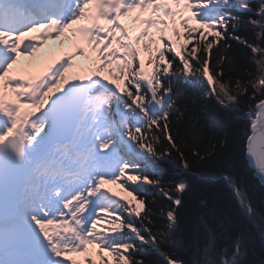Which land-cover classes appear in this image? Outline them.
<instances>
[{"label":"snow or ice","instance_id":"obj_1","mask_svg":"<svg viewBox=\"0 0 264 264\" xmlns=\"http://www.w3.org/2000/svg\"><path fill=\"white\" fill-rule=\"evenodd\" d=\"M125 19L140 26L135 35ZM242 25L259 43L239 34ZM49 41L59 53L37 57ZM231 41L261 70L234 85L224 79L226 65L236 71ZM177 82H203L234 108L251 87L245 149L264 180V0H0V264H145L149 253L162 258L153 264H186L164 250L168 237L148 226L152 212L140 197L148 185L171 205L183 203L185 181L165 191L148 174L161 173L171 155L156 149L161 132L191 168L171 134ZM220 179L255 219L241 179L229 171ZM118 182L125 195L117 199L105 186ZM166 217L174 230L176 209ZM200 222L205 235L189 242V264H253L243 232L204 214ZM259 229L264 240V217Z\"/></svg>","mask_w":264,"mask_h":264},{"label":"trees","instance_id":"obj_2","mask_svg":"<svg viewBox=\"0 0 264 264\" xmlns=\"http://www.w3.org/2000/svg\"><path fill=\"white\" fill-rule=\"evenodd\" d=\"M254 5L259 0H252ZM232 15H241L236 10H230ZM247 19V17H242ZM239 34L247 38L249 43L259 41L255 38V32L250 25H242ZM212 37H209L211 40ZM232 44L231 56L236 71H229L228 66L224 68V79L232 78L234 85L237 76L242 80H248V72L253 77L259 75L260 69L255 64V58L249 49L238 45L235 41ZM192 45H188L190 48ZM214 45L212 50V63L218 58ZM213 72L215 68L213 67ZM172 99L176 102L179 112L173 115L170 127L172 136L180 152H183L191 168L185 171L179 163V155L168 143L164 134L160 136L156 149L158 152H170L166 157L167 163L162 165L163 171L158 174L148 173L152 179H160V187L165 191L174 188L175 183L183 180L187 183V189L182 194L183 203L180 206L171 205L158 190L157 187L144 186L140 197L146 200V206L151 209V221L148 226L153 231L162 230L168 237L164 250L174 258H180L189 264L194 249L189 247V242L195 239H203L205 232L200 222L201 214L216 225L217 219L225 221V228L232 232H243L246 239L249 254L247 260L253 264H259L264 260V240L261 239L259 219L264 217V187L254 177V172L249 168L245 160V145L247 135H250V121L246 118L248 108V96L253 92L249 86L248 95L239 97L241 103L234 107H225L208 94L207 85L203 82L182 83L177 82ZM264 98L257 94V99ZM256 101H252L254 104ZM237 108L242 111H238ZM179 116V119L177 118ZM223 144V148L220 145ZM216 146L213 149V146ZM211 151V155H205ZM197 152L201 157L199 164L198 157L193 156ZM229 171L241 179L243 187L251 197V205L257 212L255 219H250L242 211L236 199L231 195L230 189L223 184L220 175ZM106 188L109 185L105 186ZM174 194V193H173ZM122 202V201H121ZM207 205V207H205ZM176 209L177 224L174 230L169 228L166 212L170 208ZM144 213H142L143 215ZM163 215V218H161ZM148 222L145 221V224ZM136 226H140L139 221ZM198 229V230H197ZM217 231H220L217 228ZM145 235H147L145 233ZM182 240L183 243H177ZM222 244L223 240L218 241ZM145 264L162 259L154 253L143 257Z\"/></svg>","mask_w":264,"mask_h":264},{"label":"rangeland","instance_id":"obj_3","mask_svg":"<svg viewBox=\"0 0 264 264\" xmlns=\"http://www.w3.org/2000/svg\"><path fill=\"white\" fill-rule=\"evenodd\" d=\"M122 24H125L127 25L129 28H130V34L131 35H135L136 32L139 31V28L140 26L137 24V25H133L131 23V20L130 19H125V20H122L121 21ZM71 44V41H65L64 44ZM58 44L59 42L58 41H49L48 44L44 45L42 48H41V51L39 53H37V57H43L46 53L49 52V50H57L58 48ZM59 49V48H58ZM74 63H79V64H83L84 61L80 58H77L76 61H74ZM151 173V172H149ZM130 183V182H129ZM109 189H111L112 192H115L117 194V199L120 197V196H124V192L121 191L120 187H119V182L118 184H115V185H109L108 187ZM125 199H131L130 197H125ZM123 203V201H122ZM133 206H136V201H133L132 202ZM104 227H108V225H103ZM90 251H93L92 249H90ZM83 257H77V259H82ZM107 259V258H106Z\"/></svg>","mask_w":264,"mask_h":264},{"label":"water","instance_id":"obj_4","mask_svg":"<svg viewBox=\"0 0 264 264\" xmlns=\"http://www.w3.org/2000/svg\"><path fill=\"white\" fill-rule=\"evenodd\" d=\"M250 134H251V130H250ZM245 160H246V162H247L249 168L254 172V177H255V178L259 181V183L264 187V180H261V179H260V177L256 174V171H255L254 166L248 162V158H247V156H246V152H245Z\"/></svg>","mask_w":264,"mask_h":264},{"label":"bare ground","instance_id":"obj_5","mask_svg":"<svg viewBox=\"0 0 264 264\" xmlns=\"http://www.w3.org/2000/svg\"><path fill=\"white\" fill-rule=\"evenodd\" d=\"M67 44V43H66ZM66 44H64V45H66ZM68 47L70 46L69 44L67 45ZM65 48V47H64ZM64 48H63V51H64ZM55 51H57V54L59 53V51H60V49H58L57 48V50H55Z\"/></svg>","mask_w":264,"mask_h":264}]
</instances>
